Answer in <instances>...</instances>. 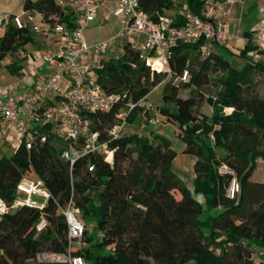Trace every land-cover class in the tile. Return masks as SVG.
<instances>
[{"label":"trees","instance_id":"trees-1","mask_svg":"<svg viewBox=\"0 0 264 264\" xmlns=\"http://www.w3.org/2000/svg\"><path fill=\"white\" fill-rule=\"evenodd\" d=\"M173 2L139 0V5L154 19ZM186 4L189 12L198 14L201 0H187ZM28 7L42 10L45 16L58 13L51 0H23L22 8ZM182 14L175 11L172 24L181 23ZM60 18L70 22L72 17L66 13ZM31 38L27 26L7 23L0 35V61ZM200 42H178L170 48V75L162 88V100L170 105L158 106L157 113L180 128L182 153L194 156L192 191L201 193L207 208L217 213L200 219L199 203L170 170L175 151L167 139L154 135L156 142L152 143L136 133L108 139L106 130L123 108L117 102L107 110L84 114L90 129L98 133V141L104 140L111 150L110 160L89 152L69 166L60 157L65 143L47 122H40L29 148L20 142L10 156L0 157L1 199H12L14 185L28 172L42 180L50 195L40 209L22 205L0 215V264H40L34 261L38 251L64 252L68 247L66 225L57 205L69 199L84 220L93 218V234L84 225L80 236L89 245L69 246L70 254L81 255L87 264H262L258 249L264 247V183H252L249 176L255 159H264V99L243 98L241 87L251 71H264V62L247 57L251 46L246 44L238 52L244 63L236 69L212 46L198 70L182 81L181 72H188V53ZM215 44L219 48L225 45ZM4 67L10 74L21 68L13 62ZM92 69L102 90L125 91L132 99L148 93L165 75L151 71L128 46L101 59ZM210 70L220 72V88L205 98L211 109L206 117L196 112V106L203 99L198 86ZM182 86H191L183 98L176 94ZM223 107L232 110L221 113ZM136 114L145 118V112L136 108L127 112L125 122L137 119ZM215 149L223 152L221 158L216 157ZM220 163L231 168L238 180L240 193L235 204L224 195L226 175L217 172ZM87 165H92V171ZM174 189L179 198L171 194ZM39 216L46 225L35 231Z\"/></svg>","mask_w":264,"mask_h":264},{"label":"built area","instance_id":"built-area-1","mask_svg":"<svg viewBox=\"0 0 264 264\" xmlns=\"http://www.w3.org/2000/svg\"><path fill=\"white\" fill-rule=\"evenodd\" d=\"M245 1L201 0L198 14L187 11L182 14V22L176 25L172 24L174 12L170 15L157 13L152 19L140 7L139 0H51L58 13L45 16L42 10L28 7L22 8L19 14L0 18V23L6 21V24L16 27L27 26L32 34L40 35L42 47L37 56L31 58L35 65H43L46 70L37 84L21 91L17 97L9 93L16 89V82L0 84V136L10 127L19 135L17 143L22 142L27 149L40 127L38 121L42 119L51 124L64 141L60 157L68 161L69 166L89 152L101 153L104 158L109 155L110 160L111 150L106 148L104 140L98 141V133L90 129L85 113L107 110L117 102L122 103L125 112L118 113L116 121L106 130L108 139L122 133L125 116L133 109L145 112V121L149 126H155L160 120L156 107L146 100L147 93L132 99L125 91L105 92L94 81L92 68L101 59L128 46L136 51L139 60L149 68L158 66L167 78L170 75L168 58L172 46L178 42L201 40L197 49L206 56L212 51L213 44H226L232 38L226 29L231 8ZM66 13L72 17L70 22L60 18ZM255 13V24L248 36L240 38L241 47L250 45V58L264 62V0H257ZM110 16L119 25L113 35L93 42L83 39L82 30L89 22L96 18L104 22ZM76 19L81 20L80 25ZM179 78L182 81L188 79L186 69ZM43 138L41 135L40 140ZM86 169L92 171V165H87ZM217 172L226 175L224 195L235 204L240 193L236 176L224 163L217 166ZM49 199L50 195L40 178L29 180L23 176L14 185L12 199L6 202L0 198V215L22 205L40 209ZM57 210L65 221L68 247L64 252L40 250L35 254L34 261L40 264H86L81 255L70 254L69 251L70 242L78 239L84 228V223L76 216L78 208L69 199L66 204L57 205ZM45 225L44 217L39 216L34 229L41 231Z\"/></svg>","mask_w":264,"mask_h":264},{"label":"rangeland","instance_id":"rangeland-1","mask_svg":"<svg viewBox=\"0 0 264 264\" xmlns=\"http://www.w3.org/2000/svg\"><path fill=\"white\" fill-rule=\"evenodd\" d=\"M33 1V0H32ZM22 3L23 0H0V18H7L9 14H19L22 11ZM187 0H174L173 6L165 10V14L170 15L173 12L177 11L179 13H186L188 11L187 8ZM255 11V4L248 7L246 10V14H244V18H252ZM77 24H81L80 19H76ZM6 21L0 23V35L2 34ZM250 23V22H249ZM248 27V24H245ZM119 25L117 20L110 16L106 21L100 22L98 18L89 22L85 28L82 30V37L87 42H93L101 39H106L109 36L113 35ZM31 42L26 43L22 47H19L14 53L6 54L2 57L0 61V74H7L6 68L4 67L5 64L13 62L14 64H19L21 66V71L25 74L27 71L39 70L45 71L44 68L37 67L32 61V58L25 56L27 52H33V58L37 56L39 52V48L36 47L35 44L42 42L40 39V35L32 34ZM238 36H241L240 33H237ZM241 41L232 38L230 41L226 42L223 48H219L217 44H213V47L217 50V52L224 57L228 63L236 68L240 69L244 63V60L238 55L239 49L241 48ZM35 45V46H34ZM227 48V49H226ZM247 57H251V52H246L245 54ZM205 56H203L198 49L190 50L188 53L189 64L187 66L188 74L192 75L194 72L198 70L199 62ZM36 63L37 60H35ZM29 65V67H27ZM151 71L155 72H162L159 71V67L155 66V68H150ZM9 74V73H8ZM34 74V73H31ZM219 71H207L204 73L203 82L198 86V90L201 92L203 99L199 102V105L196 106V112L204 114L206 117L210 116V106L205 101V98L208 96H213L215 92L220 88L219 83H217V79L219 77ZM10 75V74H9ZM8 75V76H9ZM29 74L27 73V76ZM7 78L9 80H13L17 83V87L19 89L23 88V81L21 82L17 77H10ZM12 81V82H13ZM166 79L162 77L158 83L146 94V100L150 101L155 107L156 112L158 110V106L164 105L169 106L170 104L163 102L162 100V88L165 86ZM191 86L188 87H178L176 89V94L179 97H185ZM241 95L243 98L247 99L249 96H253L256 98L264 99V71H251L249 76H247V80L245 84L241 87ZM232 110V107H223L221 108V113H229ZM125 112V108H122L119 113ZM155 112V113H156ZM159 112V111H158ZM140 114V113H139ZM136 114L137 119H133L131 122H125L122 133H136L138 135H144L148 137V139L154 143L156 139H152L154 135L158 137H163L169 141L170 147L175 151V156L171 161L170 170L176 176L177 179L190 191L191 196L199 203L200 205V219H203L207 214H216V209H208L206 203L204 201V197L201 193H194L192 191V178H193V171H192V163L194 161V156L190 153H182L183 144L180 141V128L178 125L173 122L171 119H164V117L157 113L159 118V123L155 126H149L145 118ZM24 118V116H23ZM43 122L42 119L38 121ZM53 128V127H52ZM53 131V129H52ZM57 137H59L58 132L55 133ZM19 135L15 132L12 128H7L0 136V157L1 156H10L13 152L14 148L17 146V140ZM60 138V137H59ZM216 157L221 158L223 156V152L219 149H215ZM103 155V154H102ZM107 159L109 160V155H107ZM25 178L29 180H34L36 176L33 172H28L24 175ZM249 181L252 183H264V159L262 157H257L255 159V166L252 169V172L249 176ZM226 181H223V186H225ZM171 194L175 198H179V193L177 190H170ZM76 216L82 220L85 225V228L88 233L93 234V218L88 217L87 219H83L80 215V211L76 214ZM89 244L85 243L79 237L78 239L71 241L69 246L71 249L75 248H83L88 246ZM107 249V248H106ZM217 252V250H216ZM264 259V257H262ZM87 264V263H86ZM264 264V261H262Z\"/></svg>","mask_w":264,"mask_h":264},{"label":"crops","instance_id":"crops-1","mask_svg":"<svg viewBox=\"0 0 264 264\" xmlns=\"http://www.w3.org/2000/svg\"><path fill=\"white\" fill-rule=\"evenodd\" d=\"M257 0H246L243 3H236L232 6L231 11H230V17L228 19L227 22V31L230 33L232 38H236L238 40H240V38L242 36H246V34L251 30V28L253 27V25L255 24V20H256V13L254 11L253 16H251L252 18H244V14H246V10H248L249 6H252L255 4L256 6ZM250 22V23H249ZM245 24H248V27L245 26ZM237 33H240L241 36H238ZM231 38V39H232ZM41 39V38H40ZM241 41V40H240ZM36 47H42V42H39L37 44H35ZM34 45V46H35ZM40 50V48L38 49ZM215 51H217L214 48ZM31 58L33 56V52H27L25 56H28ZM37 67H41L44 68L43 65H37ZM40 69L38 70H33V71H27V73L29 74L27 76V73H23L21 71V69L15 73V74H10L7 70V72L10 74H0V84L3 85H8L10 82H12L13 80H9L7 78L10 77L12 79V77H17L20 79V81H23V88L19 89L18 87H16V89L11 90L9 93L11 95H13L14 97H17L18 94L23 91L26 90L27 88H30L31 86H34L35 84L38 83V81L40 79H42L44 77V75L46 74V70L42 73L39 72ZM34 73V74H31ZM259 253L261 254L262 257H264V247L259 248ZM42 264H65V263H42Z\"/></svg>","mask_w":264,"mask_h":264}]
</instances>
